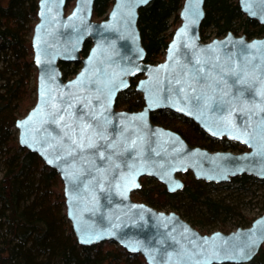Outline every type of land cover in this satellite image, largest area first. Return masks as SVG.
<instances>
[{
	"label": "water",
	"instance_id": "obj_1",
	"mask_svg": "<svg viewBox=\"0 0 264 264\" xmlns=\"http://www.w3.org/2000/svg\"><path fill=\"white\" fill-rule=\"evenodd\" d=\"M94 1L74 0L67 12L68 0H38L30 34L35 102L15 120L18 145L58 174L79 245L112 242L146 264L249 262L264 247V212L227 234H201L177 213L131 195L142 178L169 193L181 191L179 175L187 172L213 184L242 174L264 179V37L249 40L229 31L204 42L205 0H183L163 60L151 64L137 25L140 8L151 0H113L99 21L92 18ZM237 5L264 25V2ZM86 40L91 45L82 56ZM76 62V74L63 79L60 64ZM136 77L142 108L116 109L118 93ZM155 110L181 115L210 138L246 150L190 146L151 121Z\"/></svg>",
	"mask_w": 264,
	"mask_h": 264
},
{
	"label": "trees",
	"instance_id": "obj_2",
	"mask_svg": "<svg viewBox=\"0 0 264 264\" xmlns=\"http://www.w3.org/2000/svg\"><path fill=\"white\" fill-rule=\"evenodd\" d=\"M182 1L151 0L140 8L137 25L146 52L145 62L155 64L164 54L172 35L167 32L171 26L169 21L178 19ZM37 2L0 0V264L144 263L139 254L127 253L108 241L79 245L65 216L58 174L35 153L17 143L15 120L27 113L35 101V86H30L31 79L35 78L30 34L36 21ZM112 2L95 0L92 18H104ZM204 10L200 27L204 42L208 28L214 29L217 37H223L229 31L235 35L240 33L249 40L264 37V25L247 18L239 10L237 0H205ZM90 45L89 40L84 42L82 56L86 55ZM79 68V62L60 64L63 79L71 78ZM136 80L137 77L131 79L129 87L118 93L116 109L135 112L142 108V96L134 89ZM29 102L32 103L30 107ZM150 119L154 124L178 133L190 146L209 151L246 150L234 141L210 138L194 122L169 110H155L150 113ZM186 176L182 190L174 193L167 192L156 181L147 183L142 178L140 190L131 197L159 211L167 206L179 209L183 203L185 215H192L193 224L203 228L221 221L223 216L232 215V206L209 195L213 183L195 180L190 174ZM227 183L235 184L239 189L257 183L264 189V179L245 174L233 177ZM253 219L239 223L237 227H247ZM241 264H264V247L249 262Z\"/></svg>",
	"mask_w": 264,
	"mask_h": 264
},
{
	"label": "rangeland",
	"instance_id": "obj_3",
	"mask_svg": "<svg viewBox=\"0 0 264 264\" xmlns=\"http://www.w3.org/2000/svg\"><path fill=\"white\" fill-rule=\"evenodd\" d=\"M73 3H74V0L69 1L67 8H66L67 12L70 11V9L73 6ZM93 20L99 21L100 19H93ZM169 22L171 23V26L167 32L172 33L175 30V28L179 25L180 20H179V18L177 20L172 18V19H170ZM205 35H206V40H205L206 42L217 37L214 29H212V28L206 29ZM238 35H240V33H238ZM217 38H219V37H217ZM157 60H158V62L162 61L163 60V54L160 55ZM34 76H35V74H34ZM30 86H35V78L31 79ZM31 98L33 99V95H31ZM25 103H27V102H25ZM31 105H32V103L30 104V102H29L28 106L30 107ZM25 114L22 113L21 117H23ZM187 174L191 175L190 172H187L183 175H179V177L183 181H185ZM145 179L147 180V183L155 182V180L152 178H145ZM208 193L213 199L222 200L224 203L232 206L234 208L232 215L227 216V217L223 216L222 217L223 219H221V221H217V222L210 224V225H207L205 228H203L199 225L193 224V222L191 221L192 217H193L192 215H189V214L185 215V206L183 203L180 205L179 209H171L170 206H167V207H164L163 209H161L160 211L177 213L183 220L188 222L192 227H194L201 234H210V233H213L215 231L227 234V233L235 230L237 228V224L247 223L252 218L259 216L261 213L262 207L264 206V204H263L264 189L260 188L259 184H257V183L247 185V187L244 189H239L237 187V185H235V184H229V183L214 184V187L211 189V191L209 190ZM189 221H191V222H189ZM111 244H115V243L111 242ZM115 245H117V244H115ZM140 264H146V263L144 262V263H140Z\"/></svg>",
	"mask_w": 264,
	"mask_h": 264
},
{
	"label": "snow or ice",
	"instance_id": "obj_4",
	"mask_svg": "<svg viewBox=\"0 0 264 264\" xmlns=\"http://www.w3.org/2000/svg\"><path fill=\"white\" fill-rule=\"evenodd\" d=\"M261 2H264V0H261ZM194 99L199 100L200 97H194ZM73 142L75 143V141H73ZM133 143H135V142L133 141ZM49 163H51V161H49ZM252 243H254V241H249V244L244 245L243 248L240 249V251H243V249L248 248Z\"/></svg>",
	"mask_w": 264,
	"mask_h": 264
}]
</instances>
